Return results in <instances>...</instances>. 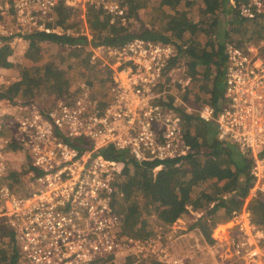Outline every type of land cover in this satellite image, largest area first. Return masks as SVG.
<instances>
[{
	"label": "built area",
	"instance_id": "obj_1",
	"mask_svg": "<svg viewBox=\"0 0 264 264\" xmlns=\"http://www.w3.org/2000/svg\"><path fill=\"white\" fill-rule=\"evenodd\" d=\"M232 3L264 31V0ZM60 6L82 17L94 8L110 16L111 24L127 22L125 0H0V52L31 34H70L56 22ZM80 54L110 80L108 102L101 103L87 81L49 104L0 96V248L5 230L13 233L27 264H106L133 250L149 255L146 243L122 233L124 217L115 208L124 163L101 151L113 148L140 163L181 166L195 154L185 115L213 124L220 142L254 159L246 203L232 211L210 255L215 264H264V229L249 208L251 199L264 198V38L244 47L226 44L225 92L218 107L189 106L174 93L189 80L182 78L186 67L176 62L171 43L138 37L118 47H85ZM75 141L90 147L80 150Z\"/></svg>",
	"mask_w": 264,
	"mask_h": 264
},
{
	"label": "trees",
	"instance_id": "obj_2",
	"mask_svg": "<svg viewBox=\"0 0 264 264\" xmlns=\"http://www.w3.org/2000/svg\"><path fill=\"white\" fill-rule=\"evenodd\" d=\"M149 1L125 0L126 24L121 20L111 24L110 16L94 8H88L82 17L81 11L60 6L56 11L58 25L68 30L72 22L80 19L86 29L76 34L27 36L25 54L28 67H25L22 80L5 87L1 97L13 98L27 79L31 96L36 89L54 91V87L56 95H62L79 81L74 80L69 66L54 62L52 58L69 61L85 52V47H118L139 37L176 47V62L186 67L182 78L189 80L187 86L178 85L174 91L182 101L189 106L210 104L218 107L225 92L226 44L244 47L250 41L261 40L264 31L260 24L241 17L231 0H157L158 10L162 11L158 17L159 25L141 27L138 32H133V20L142 13L151 15ZM242 1L235 0L237 5ZM75 46L83 49H74ZM11 53L9 49L0 52L1 66H8L4 59L7 60V54ZM101 83L108 90L110 80L101 76ZM168 97L172 102L173 97ZM184 121L186 138L193 145L195 154L181 166L176 167L175 161L140 163L113 148L101 151L105 158L124 163L122 175L116 181L115 208L124 217L122 233L139 242L149 241L153 225L165 226L170 232L177 220L189 214L190 206L200 210L204 204H209L213 205L208 213L210 222L207 216H203L189 226V230L197 229L202 240L213 244L214 229L228 222L232 211L242 209L251 189L253 157L220 142L213 124H203L194 116L185 115ZM72 144L80 150L90 147L82 142ZM23 185L21 182L19 186L22 188ZM249 208L255 222L264 229V198H254ZM229 226L220 225L218 234ZM183 233L177 231L175 237ZM2 237L0 264H19L22 260L15 248L13 233L4 230ZM132 257H128L125 263L129 264ZM150 264L168 263L157 259Z\"/></svg>",
	"mask_w": 264,
	"mask_h": 264
},
{
	"label": "rangeland",
	"instance_id": "obj_3",
	"mask_svg": "<svg viewBox=\"0 0 264 264\" xmlns=\"http://www.w3.org/2000/svg\"><path fill=\"white\" fill-rule=\"evenodd\" d=\"M148 8V10L151 12V15L142 13L137 19L133 20V27L131 28L133 32H138L141 27L150 28L159 25L158 17L162 15V11L158 10L157 0L149 1ZM85 29V25L79 19L70 24L68 31L76 34L84 32ZM27 45V41L15 44L13 48H11L12 53L7 54V60L3 58L4 61L7 62L8 66L6 65V67L2 66V68H0V96L2 95L5 87L13 85L22 80L25 67H28L26 63L27 61L25 54ZM77 56L75 58L69 59V61L64 60V62L61 58H52V60L54 62L58 61L60 64L63 63L66 66H69L74 80L87 81L92 85L91 89L94 95L96 92L95 97L98 98L101 103L108 102L109 100L102 101L108 98V90L105 84L101 83V74L95 72L93 69L90 68L89 62H86V60L88 59L86 54H80ZM48 58H50L49 55ZM24 82H26V85H22L20 90L13 96V98H6L10 101L16 100V103L18 101L25 102L31 100H38L43 104H49L60 96L56 95V93L54 92L57 91L55 87L53 89L54 91H52L51 89H34V95L31 96L28 93V79ZM226 145L232 146L234 149L239 150L236 146L231 145L230 143H227ZM252 200L253 199H251V201ZM204 205L205 207H203L204 209H202L205 211V213L203 212V214H199L202 209L198 210L190 206L189 214L184 215L182 218L177 220V223L171 227L170 232L166 231L165 226L158 227L159 225H153V228H151L152 236L149 241L145 242V245L148 248L147 250H151V252L145 251L144 253H149V255L145 254V256H141L138 253H135V250H133L131 256L119 257L117 259H114L112 262L106 264H124L125 262H127L125 260L128 257L132 256V260L129 262V264H150L151 262L157 259H159V261L167 263L170 262L171 259L178 257L182 258L183 261H186V264H215V259H213L210 255V250L213 248L216 241L213 244L207 243L205 240L201 239V233H198L197 229L193 232H190L189 230V226L196 224L197 220L203 216H207V219L210 222L211 218L209 217L208 213L209 209H211L212 207L206 208L208 204ZM226 223H224V226L228 225ZM220 225L222 224H219L212 233V238L214 240L216 237L219 238V240L223 239V237L220 236L217 232L220 228ZM177 231L184 233L180 234V236L178 237H175ZM165 254L167 255L166 258H164ZM20 258L22 261L19 264H27L21 256Z\"/></svg>",
	"mask_w": 264,
	"mask_h": 264
},
{
	"label": "crops",
	"instance_id": "obj_4",
	"mask_svg": "<svg viewBox=\"0 0 264 264\" xmlns=\"http://www.w3.org/2000/svg\"><path fill=\"white\" fill-rule=\"evenodd\" d=\"M231 1H232V0H231ZM216 136H217V133H216ZM207 207L210 208V207H212V205H209V204H208V205L206 206V208H207ZM203 209H204V208H203ZM203 209H202V211L199 212V214H203V212L205 213V211H204ZM200 210H201V209H200ZM209 210H210V209H209ZM226 224H227V223H226ZM222 225H224V224H222Z\"/></svg>",
	"mask_w": 264,
	"mask_h": 264
}]
</instances>
